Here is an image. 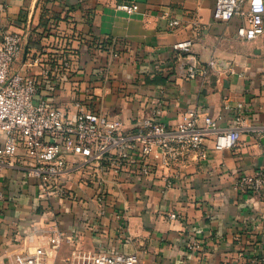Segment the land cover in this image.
<instances>
[{"label": "crops", "instance_id": "obj_1", "mask_svg": "<svg viewBox=\"0 0 264 264\" xmlns=\"http://www.w3.org/2000/svg\"><path fill=\"white\" fill-rule=\"evenodd\" d=\"M215 1L0 0V35L25 36L13 72L39 78V97L71 117L82 103L131 131L160 107L168 125L196 110L225 129L244 104L248 124L264 125V35L239 39L241 18L216 21ZM130 3L140 11L119 8ZM195 15L203 22L197 34ZM172 19L182 26L172 29ZM189 40L190 49L175 48ZM156 75L164 83H146ZM263 138L244 131L235 148L217 151L212 136L206 161L159 166L147 179L109 174L104 203L93 167L50 187L29 177L20 150L0 172V264H23L39 248L48 251L44 264L118 253H137L140 264H264V194L235 189L239 177L264 169ZM166 180L173 187L164 190ZM57 230L68 239L54 251L48 239Z\"/></svg>", "mask_w": 264, "mask_h": 264}, {"label": "built area", "instance_id": "obj_2", "mask_svg": "<svg viewBox=\"0 0 264 264\" xmlns=\"http://www.w3.org/2000/svg\"><path fill=\"white\" fill-rule=\"evenodd\" d=\"M119 8L127 15L140 11L138 3L122 4ZM235 17L241 18L237 29L239 39L253 41L264 35V0L215 1L216 21L229 23ZM190 25L194 33H199L203 27L202 17L195 15ZM169 26L177 29L182 23L172 19ZM24 42L25 36L20 33L5 31L0 35V172L14 165L20 150H24L29 177L40 179L50 187L63 182L69 174L85 171L90 166L100 191V201L104 203L109 174L118 177L130 172L136 178L147 179L158 172L159 166L181 168L190 162L208 160L206 141L209 137H214L215 150L224 151L235 148L244 131L264 136V125L248 124V110L244 104L237 106L233 125L225 129L210 115L200 120L196 110L184 114L179 123L168 125L161 119L160 107L131 131L82 103L78 104L76 115L71 117L61 107L39 97L42 88L39 78L13 72ZM192 45L189 40L175 48L186 51ZM63 60V68L69 70L70 58ZM210 67L214 68L215 63L211 62ZM172 187L173 183L166 180L164 190ZM235 189L243 194L263 195L264 169L239 177ZM170 218L174 219L176 215L172 214ZM67 239V233L57 230L48 241L56 251ZM47 256L48 251L39 248L23 264H44ZM139 262L137 253H118L100 254L91 264Z\"/></svg>", "mask_w": 264, "mask_h": 264}, {"label": "trees", "instance_id": "obj_3", "mask_svg": "<svg viewBox=\"0 0 264 264\" xmlns=\"http://www.w3.org/2000/svg\"><path fill=\"white\" fill-rule=\"evenodd\" d=\"M107 43H108V45H110V47L114 46L115 49H117L116 51H118V49L122 50L124 48V46H123L124 42H122L120 40H117V41H114V42H113V40H109ZM164 80H165V78H163L162 75H156L152 79L150 77H147L146 78V83L147 84H155L156 85V84L164 83Z\"/></svg>", "mask_w": 264, "mask_h": 264}, {"label": "water", "instance_id": "obj_4", "mask_svg": "<svg viewBox=\"0 0 264 264\" xmlns=\"http://www.w3.org/2000/svg\"><path fill=\"white\" fill-rule=\"evenodd\" d=\"M263 142H264V138H263Z\"/></svg>", "mask_w": 264, "mask_h": 264}]
</instances>
